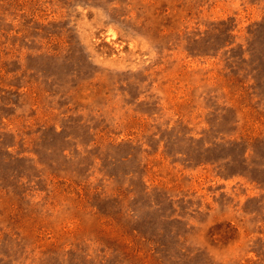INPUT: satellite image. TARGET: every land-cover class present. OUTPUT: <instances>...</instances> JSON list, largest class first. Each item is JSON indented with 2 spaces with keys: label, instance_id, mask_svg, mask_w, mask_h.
<instances>
[{
  "label": "rangeland",
  "instance_id": "1",
  "mask_svg": "<svg viewBox=\"0 0 264 264\" xmlns=\"http://www.w3.org/2000/svg\"><path fill=\"white\" fill-rule=\"evenodd\" d=\"M0 264H264V0H0Z\"/></svg>",
  "mask_w": 264,
  "mask_h": 264
}]
</instances>
